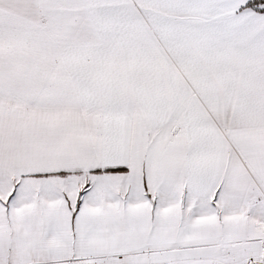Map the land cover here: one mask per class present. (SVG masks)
Segmentation results:
<instances>
[{
  "label": "snow or ice",
  "instance_id": "obj_1",
  "mask_svg": "<svg viewBox=\"0 0 264 264\" xmlns=\"http://www.w3.org/2000/svg\"><path fill=\"white\" fill-rule=\"evenodd\" d=\"M0 264H264V0H0Z\"/></svg>",
  "mask_w": 264,
  "mask_h": 264
}]
</instances>
